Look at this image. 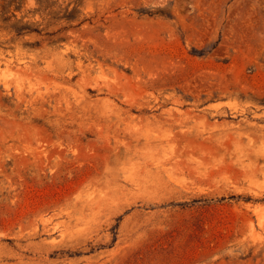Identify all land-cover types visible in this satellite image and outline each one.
I'll list each match as a JSON object with an SVG mask.
<instances>
[{
	"label": "rangeland",
	"instance_id": "obj_1",
	"mask_svg": "<svg viewBox=\"0 0 264 264\" xmlns=\"http://www.w3.org/2000/svg\"><path fill=\"white\" fill-rule=\"evenodd\" d=\"M0 264H264V0H0Z\"/></svg>",
	"mask_w": 264,
	"mask_h": 264
},
{
	"label": "trees",
	"instance_id": "obj_2",
	"mask_svg": "<svg viewBox=\"0 0 264 264\" xmlns=\"http://www.w3.org/2000/svg\"><path fill=\"white\" fill-rule=\"evenodd\" d=\"M10 27L12 30H15L18 33V35H24L26 33H33L35 31H38L31 24L23 23L22 20H18Z\"/></svg>",
	"mask_w": 264,
	"mask_h": 264
},
{
	"label": "bare ground",
	"instance_id": "obj_3",
	"mask_svg": "<svg viewBox=\"0 0 264 264\" xmlns=\"http://www.w3.org/2000/svg\"><path fill=\"white\" fill-rule=\"evenodd\" d=\"M67 229H69V228H67Z\"/></svg>",
	"mask_w": 264,
	"mask_h": 264
}]
</instances>
